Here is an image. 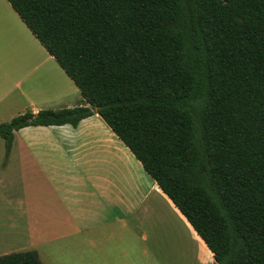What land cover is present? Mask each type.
Here are the masks:
<instances>
[{
    "label": "trees",
    "instance_id": "trees-1",
    "mask_svg": "<svg viewBox=\"0 0 264 264\" xmlns=\"http://www.w3.org/2000/svg\"><path fill=\"white\" fill-rule=\"evenodd\" d=\"M7 1L85 103L0 123L5 155L25 126L97 113L214 264H264V0Z\"/></svg>",
    "mask_w": 264,
    "mask_h": 264
},
{
    "label": "crops",
    "instance_id": "crops-1",
    "mask_svg": "<svg viewBox=\"0 0 264 264\" xmlns=\"http://www.w3.org/2000/svg\"><path fill=\"white\" fill-rule=\"evenodd\" d=\"M84 103L0 0V123ZM191 245L197 264H214L205 242L99 114L76 126H25L7 156L0 137V255L35 250L44 264H191Z\"/></svg>",
    "mask_w": 264,
    "mask_h": 264
},
{
    "label": "rangeland",
    "instance_id": "rangeland-1",
    "mask_svg": "<svg viewBox=\"0 0 264 264\" xmlns=\"http://www.w3.org/2000/svg\"><path fill=\"white\" fill-rule=\"evenodd\" d=\"M3 143H4V141H3ZM4 150H5V147H4ZM6 156V155H5ZM194 245H191L190 246V254H191V264H197L196 262H195V257L193 256V253H194V247H193ZM51 261H54L53 259H51ZM59 263H61V261H58Z\"/></svg>",
    "mask_w": 264,
    "mask_h": 264
}]
</instances>
